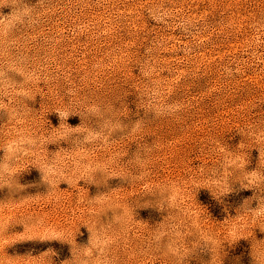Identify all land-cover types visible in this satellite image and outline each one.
I'll list each match as a JSON object with an SVG mask.
<instances>
[{"label": "rangeland", "instance_id": "rangeland-1", "mask_svg": "<svg viewBox=\"0 0 264 264\" xmlns=\"http://www.w3.org/2000/svg\"><path fill=\"white\" fill-rule=\"evenodd\" d=\"M0 264H264V0H0Z\"/></svg>", "mask_w": 264, "mask_h": 264}]
</instances>
